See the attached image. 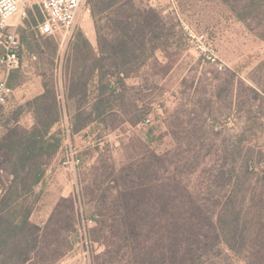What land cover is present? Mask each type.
Masks as SVG:
<instances>
[{
  "label": "trees",
  "instance_id": "1",
  "mask_svg": "<svg viewBox=\"0 0 264 264\" xmlns=\"http://www.w3.org/2000/svg\"><path fill=\"white\" fill-rule=\"evenodd\" d=\"M242 2L239 19L246 20L245 10H252L256 1L239 0V8ZM89 6L98 48L83 31H77L71 43L81 57L67 60L62 73L64 100L54 74L50 80L43 74L44 91L23 106L33 114L32 127L14 117L15 123L0 135V264H55L74 247L75 197L61 198L44 224L35 222L31 208L25 206L60 148L58 133L52 129L63 113L70 116L72 134L117 116L121 122L137 125L145 121V113L139 98L126 99V79L151 58L159 64L154 57L157 50L168 60L164 74L172 70L169 49L175 23L171 17L134 0H89ZM35 9L40 10L33 6L29 13L38 25L43 19L33 15ZM41 36L51 39H45L47 47L54 42V36ZM27 38L21 32L19 55ZM41 48L44 45L38 44ZM14 70L9 76L11 87ZM257 94L264 100L263 93ZM175 157L174 152H152L144 161H132L120 169L95 167L99 172L96 191L101 194L94 241L106 248L95 264H112L122 257L128 258L126 264H220L213 257L264 264V150L240 139L239 209L225 205L218 213L207 205L205 192L182 185L171 169L179 166ZM189 166L194 170L195 165ZM235 170H230L228 182L236 176ZM107 181L113 185L102 189Z\"/></svg>",
  "mask_w": 264,
  "mask_h": 264
},
{
  "label": "rangeland",
  "instance_id": "2",
  "mask_svg": "<svg viewBox=\"0 0 264 264\" xmlns=\"http://www.w3.org/2000/svg\"><path fill=\"white\" fill-rule=\"evenodd\" d=\"M134 1L174 20L173 46L169 49L172 70L164 74L168 60L157 50L154 57L159 64L151 58L126 79L125 97L140 99L144 118L149 119L145 125L121 122L117 116L72 134L70 116L64 112L52 129L58 133L60 148L49 159L41 182L27 196L25 206L31 208L35 222L44 224L61 198L75 197L77 235L71 234L74 247L55 264H95L106 250L105 245L94 241L101 194L96 191L99 172L95 167L104 164L120 169L129 162L144 161L152 152H174L179 166L174 164L171 169L182 185L191 191L205 192L207 205L218 213L225 205L239 209L240 139L264 150V100L257 94H264V0H255L256 6L245 10L246 20L239 19V9L244 5L242 2L239 8V0ZM29 10L22 21L24 26H20V33L24 32L28 41L21 48L19 66L10 78L15 94L5 109L0 135L8 124L15 123L14 117H19L21 125L32 127L33 114L23 106L44 91L43 74L48 80L54 74L64 100L62 73L67 60L81 57L71 43L77 31H83L98 48L89 0L81 8L74 29L65 37L52 39L49 47L44 43L50 38L41 36ZM33 15L44 19L40 10L35 9ZM187 28L207 35L223 69L204 60L193 48ZM38 44L44 45V50H39ZM118 109L123 111L124 107ZM191 164L195 165L194 170H189ZM232 169H236V176L228 182ZM112 185L107 181L102 189ZM231 194L235 195L230 198ZM121 255L124 256L123 251ZM212 259L220 264H247L234 257ZM127 260L122 257L113 263L126 264Z\"/></svg>",
  "mask_w": 264,
  "mask_h": 264
},
{
  "label": "built area",
  "instance_id": "3",
  "mask_svg": "<svg viewBox=\"0 0 264 264\" xmlns=\"http://www.w3.org/2000/svg\"><path fill=\"white\" fill-rule=\"evenodd\" d=\"M86 0H0V119L15 94L9 85L11 71L19 66V49L22 45L20 26L26 18V9L38 6L44 19L37 25L42 35L66 36L74 29ZM193 48L207 62L223 69V64L206 34H196L187 28ZM149 119H145V125ZM79 162V159H77Z\"/></svg>",
  "mask_w": 264,
  "mask_h": 264
}]
</instances>
